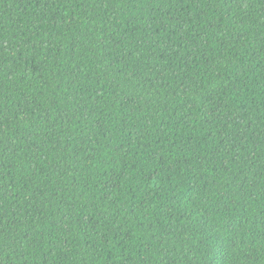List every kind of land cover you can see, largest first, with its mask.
Listing matches in <instances>:
<instances>
[{"label":"trees","instance_id":"trees-1","mask_svg":"<svg viewBox=\"0 0 264 264\" xmlns=\"http://www.w3.org/2000/svg\"><path fill=\"white\" fill-rule=\"evenodd\" d=\"M0 264H264V0H0Z\"/></svg>","mask_w":264,"mask_h":264}]
</instances>
